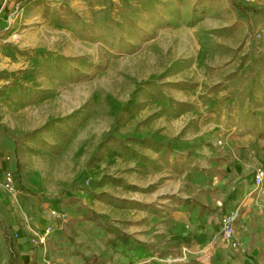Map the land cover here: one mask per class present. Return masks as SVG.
Returning a JSON list of instances; mask_svg holds the SVG:
<instances>
[{"label": "rangeland", "instance_id": "374dc122", "mask_svg": "<svg viewBox=\"0 0 264 264\" xmlns=\"http://www.w3.org/2000/svg\"><path fill=\"white\" fill-rule=\"evenodd\" d=\"M259 85L264 0H0V133L20 163L9 214L23 219L31 194L135 229L168 202L175 148L213 129L210 104ZM252 197L228 252L152 264H264V193Z\"/></svg>", "mask_w": 264, "mask_h": 264}, {"label": "crops", "instance_id": "0c3cea01", "mask_svg": "<svg viewBox=\"0 0 264 264\" xmlns=\"http://www.w3.org/2000/svg\"><path fill=\"white\" fill-rule=\"evenodd\" d=\"M254 92L252 99L220 96L210 104L209 111L216 115L213 129L204 128L209 134L201 142L191 137L184 147L175 148L164 185L168 202L154 205L149 216L133 225L135 229L106 228L92 218L84 220L85 213H62L49 197L31 194L25 197L23 219H17V209L16 217L9 214L12 191L1 181L6 172L16 170L12 158L16 146L12 136L0 133V217L18 253L13 264H152L174 252L182 260L208 261L218 252H228L224 219L245 217L251 210L255 172L264 166V86ZM47 229V241L42 243L37 234ZM156 251L161 256H155ZM11 256L0 226V264H10Z\"/></svg>", "mask_w": 264, "mask_h": 264}, {"label": "built area", "instance_id": "2783aa9c", "mask_svg": "<svg viewBox=\"0 0 264 264\" xmlns=\"http://www.w3.org/2000/svg\"><path fill=\"white\" fill-rule=\"evenodd\" d=\"M1 182L5 188L9 189L13 193H16L18 191L12 171L6 172ZM253 182H254V189L252 191V194L255 193L257 197H260L264 193V166H260L256 169ZM235 219H236V215H230L224 219L222 226V234L226 239H232L234 237L235 230L233 223ZM49 232L50 230L47 229L44 234L41 235L37 234V236L39 237V241L42 243L47 241Z\"/></svg>", "mask_w": 264, "mask_h": 264}, {"label": "trees", "instance_id": "16d2710c", "mask_svg": "<svg viewBox=\"0 0 264 264\" xmlns=\"http://www.w3.org/2000/svg\"><path fill=\"white\" fill-rule=\"evenodd\" d=\"M234 4H236V6H238L241 9H244V10L249 8L248 6H243L241 3H236L235 1H234ZM250 9L255 11V12L259 11V9H256L254 7H250ZM19 174H20V163L17 164V171H16V177L15 178H18ZM0 226H2V228H3L4 236L8 242L9 250H10L11 255H12L11 259H10V264H13L17 259L18 253H17L16 249L14 248V241H13L12 235L9 232V227L6 225V223L2 217H0ZM192 264H197V260L192 261Z\"/></svg>", "mask_w": 264, "mask_h": 264}]
</instances>
